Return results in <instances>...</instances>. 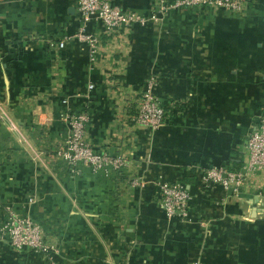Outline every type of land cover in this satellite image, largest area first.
I'll use <instances>...</instances> for the list:
<instances>
[{"label": "crops", "instance_id": "1", "mask_svg": "<svg viewBox=\"0 0 264 264\" xmlns=\"http://www.w3.org/2000/svg\"><path fill=\"white\" fill-rule=\"evenodd\" d=\"M154 1L112 0L139 13ZM246 3L103 34L92 61L74 38L75 0H0V264H50L10 245L9 211L41 224L57 264H264V180L233 193L200 177L241 168L264 106V0ZM150 78L167 111L153 130L125 118ZM82 109L92 147L128 158L121 177L72 174L54 157ZM159 178L188 188V221L166 217Z\"/></svg>", "mask_w": 264, "mask_h": 264}, {"label": "built area", "instance_id": "2", "mask_svg": "<svg viewBox=\"0 0 264 264\" xmlns=\"http://www.w3.org/2000/svg\"><path fill=\"white\" fill-rule=\"evenodd\" d=\"M75 2L80 25L74 38L89 47L92 61L97 57L103 34L111 35L133 26L157 25L171 9L185 10L196 7L241 14L247 5V0H155L146 13H139L132 9H123L112 0ZM93 23L96 29L90 30L89 24ZM59 47H63V42H59ZM154 85L152 78L147 80L135 100L132 113L125 116L133 124L152 130L163 126L167 115L165 107L153 93ZM122 112L124 115V111ZM66 118L67 131L61 144L54 150V157L63 162L70 173H77L81 167L87 168L93 174L113 173L121 177L127 173L129 161L124 154L99 151L89 143L87 109L68 113ZM200 177L204 186H219L233 193H239L257 179L260 182L264 180V106L249 130L241 168L234 170L225 165L209 166L201 171ZM130 183L133 186L142 185L138 178L132 179ZM156 185L159 203L166 217L188 221L191 195L185 184L159 178ZM2 233L7 235L12 247L40 252L50 264H57V249L45 238L41 224L29 215L9 211L2 225Z\"/></svg>", "mask_w": 264, "mask_h": 264}]
</instances>
